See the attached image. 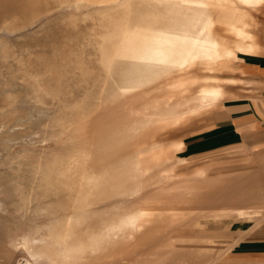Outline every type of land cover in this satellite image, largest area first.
<instances>
[{
    "label": "rangeland",
    "instance_id": "374dc122",
    "mask_svg": "<svg viewBox=\"0 0 264 264\" xmlns=\"http://www.w3.org/2000/svg\"><path fill=\"white\" fill-rule=\"evenodd\" d=\"M112 1L0 0V264H109L110 250L127 249L129 238L131 255L118 254L117 264H216L244 235L227 245L217 228L264 222L250 209L264 208L255 138L196 154L185 148L214 136L208 129L227 100L249 98L264 115L261 81L247 75L246 61L264 54V0L201 1L222 49L242 53L232 25L246 23L255 41L241 70L194 60L195 81L179 91L167 86L176 73L148 79L138 60L189 20L187 0ZM211 81L224 97L193 111ZM198 167L207 171L203 195L166 193L176 179L198 178ZM36 237L32 257L25 241Z\"/></svg>",
    "mask_w": 264,
    "mask_h": 264
},
{
    "label": "bare ground",
    "instance_id": "6f19581e",
    "mask_svg": "<svg viewBox=\"0 0 264 264\" xmlns=\"http://www.w3.org/2000/svg\"><path fill=\"white\" fill-rule=\"evenodd\" d=\"M201 1L202 0H187L183 7L189 13V20L187 22L181 23L178 28H175L174 30H165L164 46L155 49L154 55H144L142 56V58H140L141 60H138L142 64L143 68H145L150 73L149 75L147 74L148 79H152L153 77H155V72L158 70L161 71L162 74L166 73L170 75L171 73H176L178 76L176 75V77H174L171 82L167 84V86L171 87L175 91H179L180 89H182V87L190 85L195 81L193 77L188 76V68L191 65V62H193L194 60H202L204 62L214 65L213 68L218 69L220 67L225 68L226 66L232 63L233 59H236V57H234L233 55V51L229 49H222L221 42L217 39L213 32L212 27L214 21L212 19L211 12L210 10H203V12H201ZM242 1L247 4L254 5H258L263 2V0ZM112 2L116 4H121L123 3V0H113ZM243 26L244 27H236L235 25H232L228 26L227 28L229 32L235 33L239 38L238 44L243 45V48H240L241 52H244L246 47L252 46L249 44L250 42L255 41L253 33L248 30L247 27H245L246 23H244ZM247 41L249 42L247 43ZM238 59H241V55L237 56V60ZM160 76L161 75H159V77ZM223 95L224 92L222 90V87L215 85L214 83L201 86L199 94L196 98V103L194 105L193 111L198 112L203 107L211 106L212 104L222 99ZM176 104H178V102ZM147 160L149 159L147 158ZM197 176L198 178L195 177L191 179H176L175 182L172 183V185L166 189V193L169 195H177V192H179L180 195L184 198L198 197L203 195L204 193L202 188V179L206 176V172L199 171ZM224 177L226 176L222 175L218 179H224ZM143 189L145 188L143 187ZM134 241L132 238L126 240L128 248L122 250L124 251L123 253L122 251H119L118 253L120 254L121 260L131 255V249L133 247ZM25 242L30 244V247H32V249L28 253L32 257L37 256V253L33 250V248H35L36 245L42 243V239L36 237L28 239ZM110 251L111 252L108 255L110 262L109 264H117L118 257L116 258V256L118 254H115V250ZM128 260H130V258Z\"/></svg>",
    "mask_w": 264,
    "mask_h": 264
},
{
    "label": "crops",
    "instance_id": "0c3cea01",
    "mask_svg": "<svg viewBox=\"0 0 264 264\" xmlns=\"http://www.w3.org/2000/svg\"><path fill=\"white\" fill-rule=\"evenodd\" d=\"M251 50H247L244 53L242 52L240 60L233 59L231 64L220 70H225L224 72L238 69L241 70L244 67L241 62L244 61L246 53ZM251 56L253 57L249 60H246L248 65L252 68L251 71L247 73V75L257 77L261 81L259 85L261 87L260 93L264 97V54L253 53ZM243 80L245 79L240 76H226L224 81L225 83H240ZM211 83L218 85L216 84L217 82L211 81ZM218 86L222 87L225 95L224 87L221 85ZM221 100L222 99L216 102L214 106ZM217 110H219L217 113L220 112L219 119L221 120L218 122L214 121V125L208 129L211 130V134H214V136L205 140V135H202L195 143L189 145V147L186 145L185 148H189L190 153L196 154L221 148L222 146L220 145H223V143H220L221 141L224 142L223 147H228L243 143L245 139L254 138L256 143L260 145L258 150H264V115L260 114L256 108V105L251 99L238 98L227 100L225 101V106ZM243 127L247 129L246 132L239 130ZM244 135L248 137H244ZM198 169L207 173L204 167H198ZM235 175H237V173L231 174L229 176ZM258 179H262L263 184L264 173ZM262 186L263 188L261 189L264 190V184ZM256 192H259V190L256 191L255 189H250L246 193L249 195H255ZM250 209H252V211H262L259 214L264 213L263 207H254ZM239 212L241 216L243 214V210H239ZM258 217L256 216L257 219ZM259 218H261V216ZM216 230L228 233L229 237L224 239V244L227 245L233 244V242L239 238L241 234H244L230 247V249H228V251L227 249H223L224 254L216 264H264V222L249 230V227L246 225V221L242 219H236L235 221L226 223V226L224 225L223 227L217 228Z\"/></svg>",
    "mask_w": 264,
    "mask_h": 264
}]
</instances>
